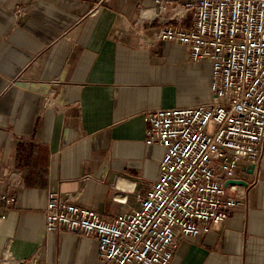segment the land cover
I'll use <instances>...</instances> for the list:
<instances>
[{
  "label": "crops",
  "instance_id": "0c3cea01",
  "mask_svg": "<svg viewBox=\"0 0 264 264\" xmlns=\"http://www.w3.org/2000/svg\"><path fill=\"white\" fill-rule=\"evenodd\" d=\"M192 20L156 0H0V264H103L96 239L46 230L49 193L104 216L138 206L164 155L144 113L211 99V63L155 38ZM235 179L247 196L220 226L179 235L175 264H264V157Z\"/></svg>",
  "mask_w": 264,
  "mask_h": 264
},
{
  "label": "built area",
  "instance_id": "2783aa9c",
  "mask_svg": "<svg viewBox=\"0 0 264 264\" xmlns=\"http://www.w3.org/2000/svg\"><path fill=\"white\" fill-rule=\"evenodd\" d=\"M156 2L178 19L192 15L190 27L168 23L155 38L186 45L193 63H211V99L144 113L146 142L164 155L159 177L129 212L104 216L49 193L46 230L96 239L103 264H175L178 236L223 224L247 196L226 181L244 160L258 171L264 157V0ZM7 264L46 263L28 257Z\"/></svg>",
  "mask_w": 264,
  "mask_h": 264
},
{
  "label": "water",
  "instance_id": "95a60500",
  "mask_svg": "<svg viewBox=\"0 0 264 264\" xmlns=\"http://www.w3.org/2000/svg\"><path fill=\"white\" fill-rule=\"evenodd\" d=\"M229 183L247 184V182L245 180H236V179L227 180L226 185H228Z\"/></svg>",
  "mask_w": 264,
  "mask_h": 264
}]
</instances>
